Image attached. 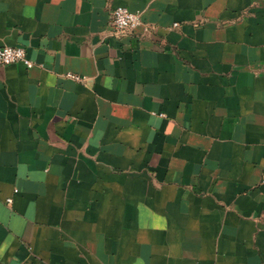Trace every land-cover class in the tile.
<instances>
[{"label":"crops","instance_id":"obj_1","mask_svg":"<svg viewBox=\"0 0 264 264\" xmlns=\"http://www.w3.org/2000/svg\"><path fill=\"white\" fill-rule=\"evenodd\" d=\"M4 45L0 264H264V0H0Z\"/></svg>","mask_w":264,"mask_h":264},{"label":"built area","instance_id":"obj_2","mask_svg":"<svg viewBox=\"0 0 264 264\" xmlns=\"http://www.w3.org/2000/svg\"><path fill=\"white\" fill-rule=\"evenodd\" d=\"M144 24L141 14L132 11L126 6H118L112 11V31L115 35H125L131 32L138 25ZM148 26V25H147ZM145 25V28H149ZM16 62H23L29 68L34 66V61L28 57L27 49L24 46L4 45L0 47V63L7 65ZM71 77L80 78L76 75Z\"/></svg>","mask_w":264,"mask_h":264}]
</instances>
